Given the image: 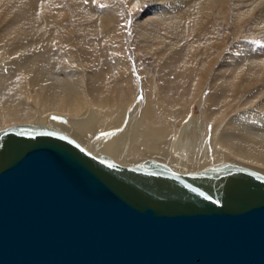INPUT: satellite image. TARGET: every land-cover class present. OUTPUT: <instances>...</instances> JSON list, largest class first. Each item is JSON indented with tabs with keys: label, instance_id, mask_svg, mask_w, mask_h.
<instances>
[{
	"label": "bare ground",
	"instance_id": "1",
	"mask_svg": "<svg viewBox=\"0 0 264 264\" xmlns=\"http://www.w3.org/2000/svg\"><path fill=\"white\" fill-rule=\"evenodd\" d=\"M68 2L77 27L66 0H0V133L57 131L125 167L264 176V40L227 47L221 34L258 9L260 29L264 0ZM122 5L146 7L133 23L137 54L156 58V72L142 67L138 83Z\"/></svg>",
	"mask_w": 264,
	"mask_h": 264
},
{
	"label": "water",
	"instance_id": "2",
	"mask_svg": "<svg viewBox=\"0 0 264 264\" xmlns=\"http://www.w3.org/2000/svg\"><path fill=\"white\" fill-rule=\"evenodd\" d=\"M209 173L125 167L57 131H4L0 264H264V176Z\"/></svg>",
	"mask_w": 264,
	"mask_h": 264
},
{
	"label": "rangeland",
	"instance_id": "3",
	"mask_svg": "<svg viewBox=\"0 0 264 264\" xmlns=\"http://www.w3.org/2000/svg\"><path fill=\"white\" fill-rule=\"evenodd\" d=\"M123 1L124 0H121V2H123ZM147 1H148V4L152 2V0H147ZM66 2H67L66 3L67 6L65 7V9L67 10V12L69 14L71 13V16H69L71 18L70 20L74 24V26L77 27V25H79L77 23L81 22V21L79 22V20L81 18V17H79V16H81L79 14H80L81 11H79L76 8V6L70 4V2H68V0H66ZM121 8H123L122 16L124 17V20H126V21H124V24H123L124 25L123 29L125 30L123 41H124V44H125L126 53H127L128 57H129V60H130V62L132 64V72H133L134 76L136 77V81L138 83V76L140 78L139 72L142 69V67H144L146 70H150L151 73L156 72V70H155L156 58H153L148 53H141V55L137 54V47H138L139 44H138V42L135 39V28L133 27L134 26L133 23H134V20L136 18H140L142 16V14H143V12H144L146 7L140 9V11L137 10V11H134V12L128 11V9L125 7V5H122ZM244 9H246V8H244ZM73 10L75 11V13H74ZM72 14L74 16H72ZM232 15H233V13H232ZM260 15H261V9H258L256 11H254L252 18L249 17V18H246V19H242L243 21L240 24V26L241 25L242 26L239 28L241 32H238V30H236L237 29V23L234 22V19H233V16H232L231 17L232 19H230L228 21L229 22L228 25H223L222 26L223 31H221L222 35H224V32H225L228 35V37H229L228 38L227 47H230V46L234 45L236 39H239L240 41H247V40H251V39L253 40L254 39V41H256L258 45H262V41L264 40V29H262V28H264V23L261 24L262 27H260V29L254 30L252 28L253 24L256 23L255 22L256 20H254V19L259 18ZM230 16H231V14H230ZM63 17L66 18L67 16H63ZM64 21H65V19H64ZM234 30H236V31H234ZM251 31H252V33H251ZM78 32H80V31H78ZM238 34H239V36H238ZM78 35H79V33L76 32V37H78ZM236 36H238V37H236ZM101 57L104 59L103 55ZM157 71L159 72V69H157ZM169 84H170V82H166L167 89L169 88ZM173 90H176L175 86H173ZM175 92L176 91H174V93Z\"/></svg>",
	"mask_w": 264,
	"mask_h": 264
},
{
	"label": "snow or ice",
	"instance_id": "4",
	"mask_svg": "<svg viewBox=\"0 0 264 264\" xmlns=\"http://www.w3.org/2000/svg\"><path fill=\"white\" fill-rule=\"evenodd\" d=\"M85 2H87V0H85ZM209 129H211V125L208 126ZM102 135H108V133H102ZM77 147L79 148L80 146L77 145ZM81 151H83V149H81ZM113 165H109V167H112Z\"/></svg>",
	"mask_w": 264,
	"mask_h": 264
}]
</instances>
